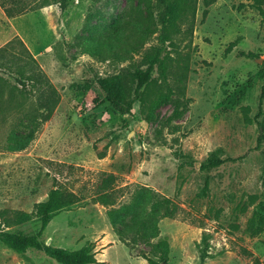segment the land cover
Here are the masks:
<instances>
[{
	"label": "rangeland",
	"instance_id": "rangeland-1",
	"mask_svg": "<svg viewBox=\"0 0 264 264\" xmlns=\"http://www.w3.org/2000/svg\"><path fill=\"white\" fill-rule=\"evenodd\" d=\"M56 185L78 200L39 239L93 242V264H148L160 238L167 264H264V0H0V209ZM0 264L61 263L0 241Z\"/></svg>",
	"mask_w": 264,
	"mask_h": 264
},
{
	"label": "trees",
	"instance_id": "trees-1",
	"mask_svg": "<svg viewBox=\"0 0 264 264\" xmlns=\"http://www.w3.org/2000/svg\"><path fill=\"white\" fill-rule=\"evenodd\" d=\"M64 8L67 0H56ZM177 14L175 11L170 10L164 23V30L161 33V40L164 44L169 39L171 25L175 24V18ZM170 25V26H169ZM168 26V28H166ZM160 50H158L155 62H158L161 73L165 72V63L159 58ZM240 55L247 58L254 57L251 52H239ZM153 66L150 64L145 70H137L134 73V77L137 80L136 92L140 89L148 80L151 79V73ZM131 102H129L127 108L130 109ZM225 159L212 157L207 159L200 165V169H210L217 167L224 163ZM112 175H107L104 179L109 182ZM114 190L103 192L98 196V201L102 204H113ZM78 200V197L72 192L60 185L54 186L50 189L48 197L44 201H39L33 204L31 212H25L22 210L12 209H0V241L9 248L17 251L24 252L29 248H36L43 250L49 256L56 259L61 264H93L97 263L94 251L93 242L84 244L81 248L76 250H67L65 248L53 247L46 245L39 239L41 232L46 228L49 221L53 218L55 213L63 208H67L74 204ZM108 215L111 220L114 218L113 210L108 211ZM171 215V214H170ZM39 218L40 230L35 234H24L18 230H6L7 226L21 224L29 221L33 217ZM169 246L165 238L158 239L150 248L149 252L144 254L148 264H167Z\"/></svg>",
	"mask_w": 264,
	"mask_h": 264
}]
</instances>
